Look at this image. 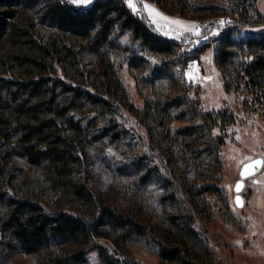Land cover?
<instances>
[{"label":"rangeland","instance_id":"rangeland-1","mask_svg":"<svg viewBox=\"0 0 264 264\" xmlns=\"http://www.w3.org/2000/svg\"><path fill=\"white\" fill-rule=\"evenodd\" d=\"M22 1L20 7L35 18L42 37H49L55 27L45 17L46 0ZM94 1L73 5L87 9ZM157 1L147 0V3L167 17L199 27L197 33L181 29L168 20L154 22L146 11L138 12L144 13L147 21L163 36L183 39V46L171 56H156L142 50L130 30L117 31L106 45L80 40L86 48L83 69L92 73L90 79L100 70L99 63L105 55L125 87L129 103L141 110L142 117L139 123V119L123 107L115 118L104 106L93 105L89 99L82 98L84 105L80 116L83 119L88 115L97 117L87 136L90 156L86 182L103 203L150 223L162 232L171 216L183 215L185 211L183 194L181 196L178 188L169 182L170 165L175 169L180 186L189 190L196 208L194 225L203 233L205 241L203 246L201 242L197 246L199 255L209 264H264V165L259 172L244 179L240 192L235 190L244 163L264 159V98L257 100L246 83L247 78L238 76L246 56L236 55L235 61H230L224 68L217 65L215 58V39L234 27L230 24L232 17L241 11L254 15L256 8L264 16V0ZM137 3L142 8L143 0H137ZM227 17L229 22L220 23ZM262 30L264 25H246L240 29L242 32ZM205 43L210 46H204ZM2 47L3 43H0V49ZM168 58L181 63L174 65L173 62L164 70H155L157 64L170 61ZM190 71L192 78L188 75ZM149 103L150 118L144 116ZM191 104L198 105L201 113L226 112L231 115L230 122L227 117L219 120V123H228L224 130L213 129L214 137L224 135L217 156L209 150L208 142L204 143L207 138L192 140L177 134L180 129L202 121L201 118L195 122L189 120ZM92 107L96 110L91 112ZM145 123L154 129L153 143L162 144L165 149L164 162L144 159L151 142ZM115 125L130 129L131 136L119 133ZM47 163V160H41L39 164H33L22 151L14 152L7 167L11 173V191L19 196L31 192L33 185L29 179H43ZM84 175L80 172L76 178L81 180ZM7 180L9 178L0 181L1 211L10 204V193L3 194ZM35 192L55 209L72 205L69 198L59 197L52 190L43 193L37 189ZM238 193L242 196V206L235 201ZM180 226L184 227V224ZM53 246L60 251L69 247L60 239L54 240ZM127 247L133 257L143 262L158 260L157 245L146 239L134 236ZM0 264L43 263L37 254L12 239L10 244L0 245ZM86 264H102L96 250L86 253Z\"/></svg>","mask_w":264,"mask_h":264},{"label":"trees","instance_id":"trees-1","mask_svg":"<svg viewBox=\"0 0 264 264\" xmlns=\"http://www.w3.org/2000/svg\"><path fill=\"white\" fill-rule=\"evenodd\" d=\"M21 4L22 0H0V43H3L0 49V181L9 178L4 183L3 194L10 193V204L0 210V245H8L15 239L27 251L37 254L43 264H86L89 250L97 251L102 264H209L197 249L199 242L203 246L205 241L203 233L194 225L193 199L189 190L180 186L170 165L169 182L183 194L181 197L176 193L182 198L185 211L183 215L171 216L162 232L103 203L85 177L90 156L87 136L97 117L88 115L84 120L80 116L84 99L104 106L115 118L123 107L139 123L142 117L141 110L129 103L126 89L105 55L99 63L100 70L90 79L92 73L83 69L86 48L80 40L106 45L117 31L130 30L142 50L156 56H171L183 46V39L163 36L144 13L135 14L124 0H95L87 9L78 8L68 0H46L45 17L55 30L44 39L35 18ZM230 24L234 27L215 39L216 63L224 68L235 61L236 55L246 56L242 59V75L238 76L247 78L246 83L257 100L264 98V30L240 31L246 25H264V16L257 8L254 15L241 11L232 17ZM170 58L160 66L157 64L155 70L172 66L174 61ZM180 63L178 60L174 65ZM150 107L149 103L144 111V116L149 118ZM94 110L92 107L91 112ZM189 112L191 122L197 118L202 121L180 129L177 134L192 140L207 138L204 143L208 142L209 150L217 156L224 135L214 137L213 129L224 130L228 123H219V120L227 117L230 122L231 115L201 113L195 104L190 105ZM145 125L151 142L144 159L164 162L163 145L153 143L154 129L149 123ZM115 126L119 133L131 136L130 129ZM17 151L26 154L33 164L48 161L44 178L29 179L33 190L23 196L11 191V173L7 168ZM80 172L85 175L78 180L76 175ZM37 189L43 193L52 190L59 197L69 198L72 205L55 209L37 195ZM134 236L157 245L156 262L146 263L129 253L127 245ZM58 239L69 247L64 251L54 248L53 242Z\"/></svg>","mask_w":264,"mask_h":264},{"label":"snow or ice","instance_id":"snow-or-ice-1","mask_svg":"<svg viewBox=\"0 0 264 264\" xmlns=\"http://www.w3.org/2000/svg\"><path fill=\"white\" fill-rule=\"evenodd\" d=\"M70 2L74 5H87L90 0H70ZM126 3H128L129 7L136 12L140 11H146L148 16L154 21L157 22L159 19L168 20L172 24L179 26V28L184 29L187 28L190 31L199 32V27L195 24H187L185 21L180 19H172L170 17L165 16L162 12L159 11L154 5H151L147 3V0H143L142 8L138 5L137 0H126ZM220 23H224L223 20L220 21ZM168 34H171L169 32ZM189 78H192L193 73L190 71L188 73ZM264 165V159H253L250 163H247L243 166V170L241 172V176H247L250 175L252 172H254L257 168V166ZM243 186L242 181H238L236 184V190L237 192L240 191V189ZM237 204L243 205V200L240 196L236 197Z\"/></svg>","mask_w":264,"mask_h":264},{"label":"water","instance_id":"water-1","mask_svg":"<svg viewBox=\"0 0 264 264\" xmlns=\"http://www.w3.org/2000/svg\"><path fill=\"white\" fill-rule=\"evenodd\" d=\"M258 159V158H257ZM259 159H261V158H259ZM251 162V160L250 161H248V162H246V163H244V165L245 164H247V163H250ZM243 165V166H244ZM243 166H242V169H241V172H242V170H243ZM261 167H262V165H260V166H257V168H256V170L254 171V172H252L250 175H247V176H241V172H240V176H241V178L238 180V181H242L243 182V186H242V188L240 189V191L243 189V187H244V184H245V182H244V179L246 178V177H248V176H251V175H253V174H255V173H257V172H259L260 170H261ZM237 181V182H238ZM237 184V183H236ZM235 190H236V185H235ZM237 191V190H236ZM239 191V192H240ZM237 196H240L241 198H242V196L238 193L237 195H236V197ZM235 201H236V198H235ZM236 204H237V201H236ZM238 206H241V205H239V204H237Z\"/></svg>","mask_w":264,"mask_h":264},{"label":"built area","instance_id":"built-area-1","mask_svg":"<svg viewBox=\"0 0 264 264\" xmlns=\"http://www.w3.org/2000/svg\"><path fill=\"white\" fill-rule=\"evenodd\" d=\"M125 1V3H126V0H124ZM127 5H128V3H126ZM135 14H138V12H136V11H133ZM224 21V24L226 23V22H228V18L226 19V20H223Z\"/></svg>","mask_w":264,"mask_h":264}]
</instances>
